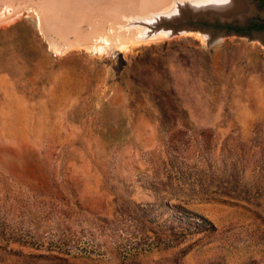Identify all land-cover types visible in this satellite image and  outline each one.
<instances>
[{
    "label": "rangeland",
    "instance_id": "1",
    "mask_svg": "<svg viewBox=\"0 0 264 264\" xmlns=\"http://www.w3.org/2000/svg\"><path fill=\"white\" fill-rule=\"evenodd\" d=\"M186 1L0 0V264H264V41Z\"/></svg>",
    "mask_w": 264,
    "mask_h": 264
},
{
    "label": "flooded vegetation",
    "instance_id": "2",
    "mask_svg": "<svg viewBox=\"0 0 264 264\" xmlns=\"http://www.w3.org/2000/svg\"><path fill=\"white\" fill-rule=\"evenodd\" d=\"M245 4V10L241 16L219 21L222 31L232 30L239 34L257 35L264 41V0H241ZM247 6V7H246ZM238 15V14H236ZM255 33V34H253Z\"/></svg>",
    "mask_w": 264,
    "mask_h": 264
},
{
    "label": "bare ground",
    "instance_id": "3",
    "mask_svg": "<svg viewBox=\"0 0 264 264\" xmlns=\"http://www.w3.org/2000/svg\"><path fill=\"white\" fill-rule=\"evenodd\" d=\"M143 1V0H142ZM183 1V0H182ZM188 1V0H187ZM186 1V2H187ZM144 3V2H143ZM191 7L195 10V11H203V12H208L209 14L211 15H218V16H221L222 18L224 17H227V19H231L235 16H241V13L245 10V4L241 1V0H208L207 2H201L199 4H192ZM247 7V6H246ZM206 9H209L208 11ZM195 11L193 12V10H191L190 8L188 9V11H184L182 15H179L181 17H184L185 14H193L194 16L195 15H198V14H202L201 12H196ZM246 11V10H245ZM238 14V15H236ZM243 17V16H241ZM159 21V20H158ZM153 22V21H152ZM151 22V23H152ZM162 25L160 24V21L155 23L153 26H156V25ZM163 26H169L171 27L172 31L171 30H167L168 34L170 32H177V31L174 29V27H172V25H167V24H164ZM152 27V26H151ZM162 27V26H161ZM182 27V26H181ZM147 28V27H145ZM158 28V27H157ZM180 28V27H179ZM150 29V28H149ZM175 31H174V30ZM145 30V29H144ZM148 30V29H147ZM164 30V28H163ZM163 30H157L156 32L153 31V33L158 36L159 33ZM141 31V30H140ZM151 31V30H150ZM183 31V30H182ZM142 33V32H141ZM172 33V34H173ZM201 33H204V32H201ZM145 34H149L148 33H145ZM151 34V33H150ZM162 34V32H161ZM160 34V35H161ZM207 35H205L206 37L204 39H207L209 38L210 36V33L207 32L206 33ZM149 36V35H148ZM146 37V36H145ZM144 37V39H145ZM159 37V36H158ZM150 38V37H149ZM148 38V39H149ZM152 38V37H151ZM213 39V37H212Z\"/></svg>",
    "mask_w": 264,
    "mask_h": 264
},
{
    "label": "water",
    "instance_id": "4",
    "mask_svg": "<svg viewBox=\"0 0 264 264\" xmlns=\"http://www.w3.org/2000/svg\"><path fill=\"white\" fill-rule=\"evenodd\" d=\"M216 16V15H215ZM186 18H191V19H195V18H198V19H201V20H205V19H208V20H211L209 17H205V16H202V15H200V14H198V15H193V14H185L184 15V17H181V16H179V17H174V18H172V19H166V18H162V21H160V24H162V25H164V24H167V25H172V27H174V29L177 31V29H179V27H184V28H188L189 27V25H187L186 23H184V21H185V19ZM225 19H227V18H225ZM225 19H219L218 17H215V18H213L211 21H213V20H219V21H223V20H225ZM173 29V30H174ZM174 30V31H175ZM175 33H177V32H175ZM225 33H227V32H225ZM234 33H236V32H234ZM218 39L217 38H213L212 40H211V43H213V42H215V41H217Z\"/></svg>",
    "mask_w": 264,
    "mask_h": 264
}]
</instances>
